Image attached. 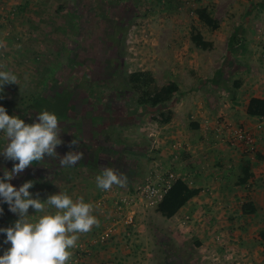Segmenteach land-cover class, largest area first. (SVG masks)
<instances>
[{"label": "crops", "instance_id": "0c3cea01", "mask_svg": "<svg viewBox=\"0 0 264 264\" xmlns=\"http://www.w3.org/2000/svg\"><path fill=\"white\" fill-rule=\"evenodd\" d=\"M220 2L224 17L216 12ZM199 7H207L219 21L217 31L210 30L195 15L190 23L195 21L198 30L193 26L185 30L182 25L178 31L167 30L174 39L171 44L165 43L162 47L156 43V37L165 27L163 25L155 28V34L148 37L150 59L144 61L140 71H150L159 86L169 82L178 86L173 117L168 123L160 124L152 117L145 123L139 120L132 124L124 122L119 126L121 130H117V136L113 137L109 128L118 127L114 124L120 123L118 121L123 116L135 121L136 117L152 115L136 113L135 106H132L123 114L118 113L115 121L114 110L84 112L82 105L79 106L82 101L77 102L79 98L75 95L69 101V115L60 120V135H67L68 146L74 150L71 141L76 139L81 148L75 151H82L83 158L70 168L57 165L30 189L34 198L39 194L40 199L46 200L50 194L63 191L74 201L83 197L85 202L93 205L92 214L99 219L100 226L80 235L77 247L81 246L83 253L71 249L73 255L68 264H130L141 249L138 245L141 240H136L133 232H140L145 226L140 212L145 207L141 203L136 205L140 214L130 234L131 228L120 222L115 202L151 173L161 171H171L189 188L198 190L197 195L173 217L166 219L159 215L162 221L172 225L173 232L186 226L206 243L207 234L214 232L211 227L254 228L258 232L253 237L264 251L259 238V232L264 230V119L249 116L246 112L252 98L264 100V0H200ZM192 28L212 42L210 51L200 50L192 44ZM232 35L236 41L240 39L241 50L228 55ZM160 48L164 49L160 64L166 69L162 75L158 73L159 68L152 65L155 57L159 59ZM145 53L139 51L138 55L141 57ZM218 70L220 72L216 75ZM235 82L238 85H234ZM68 97V94L64 97L63 92L58 94L59 99ZM73 99L76 106H72ZM239 127L253 130L256 136L253 152H244L232 138ZM61 147L57 146V151L63 157ZM103 167L126 174L127 185H113L107 192L100 190L96 186V176ZM245 176L247 180L243 183ZM244 204H250L256 212L243 214ZM35 214L30 208L29 215ZM185 217L189 221H185ZM109 224L113 228L109 240L105 244L95 243L98 232ZM249 239L252 240L247 237L243 244V248H248L243 252L248 258H256L257 251L249 246ZM10 246L0 239V255ZM259 258L264 261V254L260 253Z\"/></svg>", "mask_w": 264, "mask_h": 264}, {"label": "rangeland", "instance_id": "374dc122", "mask_svg": "<svg viewBox=\"0 0 264 264\" xmlns=\"http://www.w3.org/2000/svg\"><path fill=\"white\" fill-rule=\"evenodd\" d=\"M199 3L200 0H0V66H3L0 70L15 74L19 83L4 86V91L0 93V106L5 107L9 115L19 116L25 123H31L38 116L32 108L33 99L57 95L54 99L41 101V107H51L59 102L58 94L70 85H76L72 82L75 79V97L82 101L79 106L82 105L84 112L114 110L116 121L118 113L123 114L127 108L134 106L135 98L126 87L125 77L140 71L150 59L148 37L155 34V28L165 26L162 27V34L156 37V43L164 47L163 44H171L174 40L167 30L178 31L180 25L185 30H190L191 26L198 30L196 22L190 23V20L195 16ZM221 4L216 7L219 16L224 14ZM115 33L119 42L110 38ZM121 49V64L110 77L86 72L85 64L92 58L107 60L110 51L115 53ZM160 50L157 53L159 59L155 57L152 65L158 67V73L162 75L166 69L160 64L164 49ZM139 51L146 53L140 57ZM72 106H76L74 99ZM149 117L153 115L136 117L135 121H131L132 118L123 116L118 121L120 123L114 124L118 127L113 125L114 128L109 130L115 137L124 122L132 124L139 120L145 123L149 122ZM64 134L61 135L64 141L61 152L66 155L74 148L70 149L68 137ZM5 144L4 133L0 132V150ZM74 147L75 150L81 148ZM57 165L59 161L46 156L43 164L34 163L11 183L17 189L29 180L37 183ZM5 168L11 170L13 162L0 156V176H3ZM144 182L133 186L130 193H134ZM139 203L145 207L140 211L145 226L140 232H133L134 227H130V234L133 232L136 240H141L138 243L141 245L139 254L133 256L130 264H264L259 258L264 251L253 237L258 232L254 228L211 227L214 232L207 234L205 243L200 241V236L192 228L185 226L173 232L172 225L162 221L156 213L155 205L152 206L146 199L139 200ZM0 207L4 209L0 214V228L12 226L18 215L9 210L7 203L0 201ZM136 209L137 221L140 213ZM184 220L189 221V218ZM246 236L252 239H249V246L257 251L256 258H248V254L243 252L248 249L243 248ZM0 239L4 241L6 234L0 233Z\"/></svg>", "mask_w": 264, "mask_h": 264}, {"label": "clouds", "instance_id": "9594fccd", "mask_svg": "<svg viewBox=\"0 0 264 264\" xmlns=\"http://www.w3.org/2000/svg\"><path fill=\"white\" fill-rule=\"evenodd\" d=\"M6 84L19 85L18 77L0 70V93ZM0 132L6 141L0 156L13 162V168H5L0 176V201L19 217L12 226L0 228V233L6 234L4 244L11 245L0 255V264H68L80 235L100 226L99 219L92 214L93 205L83 197L74 201L63 191L50 194L46 200L40 199L39 194L34 198L29 191L34 181L29 180L18 189L11 181L34 163L43 164L46 156L59 161L60 167L70 168L77 165L84 153L73 150L63 157L57 153V146L64 143L61 123L55 113L47 110L38 113L36 122L25 123L0 106ZM71 145H78V141L73 139ZM127 181L126 174L111 167H103L96 176V186L105 192L113 185L125 187ZM30 208L35 215H29ZM49 208L55 211L50 212ZM3 211L0 207V214Z\"/></svg>", "mask_w": 264, "mask_h": 264}, {"label": "trees", "instance_id": "16d2710c", "mask_svg": "<svg viewBox=\"0 0 264 264\" xmlns=\"http://www.w3.org/2000/svg\"><path fill=\"white\" fill-rule=\"evenodd\" d=\"M194 13L197 19L210 30L217 31L220 28L219 21L213 17L207 7L196 8ZM127 19H129L128 16ZM116 35V33L112 34L110 35V38L111 40L119 42L120 39L117 38ZM235 38L234 35L230 37V49L228 55L241 50V47H239L240 42L238 40L236 41ZM190 41L196 48L203 51H210L213 47L212 42L205 40L195 28L191 29ZM120 47L122 48V44H120ZM122 57V49L115 53L110 51L107 60L96 59L94 57L85 65L86 72H98L104 77H110L121 64ZM219 72L220 70L216 72V75H218ZM74 83L77 85L76 81ZM125 84L129 91L134 95V111H136V113H149L153 115L152 119L160 124L168 123L172 119L173 107L177 101L176 95L178 93V86L175 83L169 82L165 85L159 86L150 71H136L126 75ZM76 85L72 84L70 87L66 88L67 90H64L63 94H68V98L60 99L59 102H55V104H52L53 106L48 108L41 107V101L44 102L54 99L56 98V95L54 97L41 96L34 98L32 102L33 111L37 114L44 110L55 113L59 118V121L66 118L69 115V101L75 95L77 90ZM234 85H238V83L235 82ZM78 101L80 100H77V102ZM35 107H37V109ZM134 111L133 113H135ZM246 112L249 116L264 119V100L252 98L247 105ZM33 122H36V119H33L31 123ZM247 173L246 170V174ZM246 176L242 180L243 183L247 180ZM197 193L198 190L189 188L185 182L181 179H177L171 183L162 199L156 204L155 211L161 217L169 219L173 217L190 199L197 195ZM255 212L256 209L250 204H244L242 206V213L245 215L254 214ZM259 238L264 244V230L259 232Z\"/></svg>", "mask_w": 264, "mask_h": 264}, {"label": "built area", "instance_id": "2783aa9c", "mask_svg": "<svg viewBox=\"0 0 264 264\" xmlns=\"http://www.w3.org/2000/svg\"><path fill=\"white\" fill-rule=\"evenodd\" d=\"M235 143L244 152H253L256 148V136L252 129L239 127L232 137ZM177 180L171 171H161L151 173L134 193H129L120 197L115 202L116 210L120 217V222L124 226L133 227L136 223L137 209L136 205L139 200H147L152 206L156 205L169 189L171 183ZM113 228L111 224L105 226L95 237V243L105 244L109 238ZM81 246L76 247V252L80 253Z\"/></svg>", "mask_w": 264, "mask_h": 264}]
</instances>
